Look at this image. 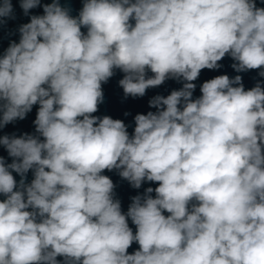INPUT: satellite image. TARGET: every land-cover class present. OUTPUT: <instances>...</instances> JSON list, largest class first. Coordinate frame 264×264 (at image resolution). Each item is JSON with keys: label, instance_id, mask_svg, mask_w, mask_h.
Returning <instances> with one entry per match:
<instances>
[{"label": "clouds", "instance_id": "obj_1", "mask_svg": "<svg viewBox=\"0 0 264 264\" xmlns=\"http://www.w3.org/2000/svg\"><path fill=\"white\" fill-rule=\"evenodd\" d=\"M19 7L29 22L0 54V131L38 108L33 133L0 135L11 158L0 156V264H264V7L82 0L76 16L61 0ZM15 19L12 0H0V28ZM226 56L260 79L245 89L241 75H217L194 98L201 71ZM116 70L125 98L169 79L182 87L152 97L155 111L135 115L130 134L123 120L94 115ZM105 170L134 189L158 186L124 212Z\"/></svg>", "mask_w": 264, "mask_h": 264}]
</instances>
